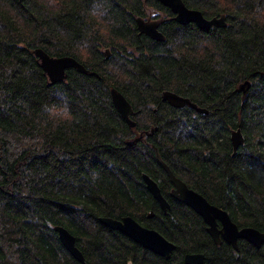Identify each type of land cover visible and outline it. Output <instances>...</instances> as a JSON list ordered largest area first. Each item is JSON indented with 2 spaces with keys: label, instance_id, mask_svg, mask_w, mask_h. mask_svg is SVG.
<instances>
[{
  "label": "trees",
  "instance_id": "trees-1",
  "mask_svg": "<svg viewBox=\"0 0 264 264\" xmlns=\"http://www.w3.org/2000/svg\"><path fill=\"white\" fill-rule=\"evenodd\" d=\"M183 2L206 18L224 15L226 26L169 21L155 41L138 35L135 19L147 8L171 18L158 0H0V264H81L55 225L75 237L86 264H185L187 253L203 254V264H264V244L214 243L200 216L170 196L155 154L239 228L264 232V0ZM34 49L70 56L87 73L68 68L49 84ZM245 80L242 101L235 89ZM112 92L129 103L134 127ZM164 92L207 113L172 107ZM236 128L244 143L233 155ZM123 216L175 244L170 258L98 221Z\"/></svg>",
  "mask_w": 264,
  "mask_h": 264
},
{
  "label": "water",
  "instance_id": "water-1",
  "mask_svg": "<svg viewBox=\"0 0 264 264\" xmlns=\"http://www.w3.org/2000/svg\"><path fill=\"white\" fill-rule=\"evenodd\" d=\"M158 1L163 6L170 9L173 14L172 20L180 25L193 23L201 30H208L212 27L222 28L226 26V18L224 15L206 18L201 11L187 7L183 0ZM162 22L163 20L145 21L142 18H138V34L145 35L155 41H163L164 35L158 30L159 24ZM31 54L37 57L40 68L46 75L49 84L63 81L66 78L65 71L68 68H74L82 74L87 73L85 67L70 56L51 57L41 49H34L31 51ZM103 54L106 55V57H109V50L105 49ZM250 87V81L245 80L235 89V92L242 94V101L245 99ZM166 98L171 99L172 107L180 108L185 105L199 113H207L206 109L199 108L187 98L180 97L171 92H164L162 100L166 101ZM112 102L128 126L134 127L135 122L131 120L129 116L133 112L129 103L117 92H112ZM179 102L180 104H178ZM230 142L232 145V154L234 155L238 148L244 143V136L239 128L231 130ZM126 145L130 146L131 142L127 141ZM155 154L158 162L165 170L171 184L173 185L171 196L178 202L191 208L198 216H200L206 224V232L215 244L220 245L221 242L224 241L226 244L231 245L234 250H238L239 240H245L256 248H259L264 244V232H260L253 227L239 228L230 219L226 211L210 204L205 197L190 189L182 180L172 173L169 167L161 160L159 154L157 152ZM142 180L147 191L157 201L163 213H167V210L170 207L167 200L162 196L157 183L144 173L142 174ZM151 216V214L148 215V217ZM98 221L111 230L126 235L142 248L150 250L154 254L163 258H170L176 247L175 244L165 239L157 231L142 226L130 216H123L120 219L99 217ZM53 230L57 233L58 240L70 255L81 264H86L82 253L75 246V237L60 225H55ZM204 259L205 257L201 253H187L183 257V262L185 264H203Z\"/></svg>",
  "mask_w": 264,
  "mask_h": 264
},
{
  "label": "flooded vegetation",
  "instance_id": "flooded-vegetation-1",
  "mask_svg": "<svg viewBox=\"0 0 264 264\" xmlns=\"http://www.w3.org/2000/svg\"><path fill=\"white\" fill-rule=\"evenodd\" d=\"M170 10V9H169ZM171 12V11H170ZM172 13V12H171ZM172 17H173V14H172ZM172 17L171 18H166L165 17V15L163 14V13H160L159 11H156L155 9H151V8H147L146 9V12H145V16L144 17H136V19H135V23H136V28H137V19L138 18H142L143 20H145V21H156V20H163V22L162 23H160L159 24V27H158V30L160 31V27H161V25L162 24H164V23H166V22H169V21H174V20H172ZM175 22V21H174ZM138 31V30H137ZM161 32V31H160ZM164 93H162V95H163ZM162 95H161V100H162ZM163 101V100H162ZM163 102H165V103H167L168 105H170L171 106V99H169V98H166V101H163ZM178 104H180V102L178 103ZM182 107H185V105L184 106H182ZM182 107H180V108H182ZM188 107V106H187ZM189 108V107H188ZM133 113L134 112H132L131 113V115H129L130 116V118H131V116L133 115ZM131 120H132V118H131ZM170 181V180H169ZM172 189H173V185H172ZM172 189H170V196H171V190ZM172 197V196H171ZM173 198V197H172ZM159 205V204H158ZM163 212V211H162ZM163 214H166V213H163Z\"/></svg>",
  "mask_w": 264,
  "mask_h": 264
},
{
  "label": "rangeland",
  "instance_id": "rangeland-1",
  "mask_svg": "<svg viewBox=\"0 0 264 264\" xmlns=\"http://www.w3.org/2000/svg\"><path fill=\"white\" fill-rule=\"evenodd\" d=\"M139 35V34H138ZM102 52H104V50H102Z\"/></svg>",
  "mask_w": 264,
  "mask_h": 264
}]
</instances>
